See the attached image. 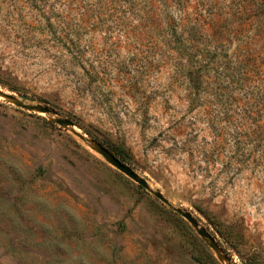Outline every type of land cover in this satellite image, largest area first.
I'll return each mask as SVG.
<instances>
[{
    "label": "rangeland",
    "instance_id": "rangeland-1",
    "mask_svg": "<svg viewBox=\"0 0 264 264\" xmlns=\"http://www.w3.org/2000/svg\"><path fill=\"white\" fill-rule=\"evenodd\" d=\"M0 90L57 113L0 96V264H264V0H0Z\"/></svg>",
    "mask_w": 264,
    "mask_h": 264
},
{
    "label": "water",
    "instance_id": "water-1",
    "mask_svg": "<svg viewBox=\"0 0 264 264\" xmlns=\"http://www.w3.org/2000/svg\"><path fill=\"white\" fill-rule=\"evenodd\" d=\"M0 96L11 101L13 104L22 107L24 109L39 111L42 113L57 115V113L51 110L49 107L44 106L42 104L31 103L27 96L20 95L19 97L4 92L0 90ZM54 121L58 123L60 126L64 127H72L74 128V132L84 141L90 143L91 148L96 151L99 155H101L110 165L124 173L126 176L131 178L133 181L141 185L146 189H151L148 181L142 177L135 169H133L128 163L122 160L118 155H116L112 150H110L105 144L101 143L96 139H85V136L79 134L77 130H75V123L72 120L62 118L57 116ZM154 195L163 201L164 203H169L167 198L163 196L160 191H153ZM176 211L187 220L192 227L195 229L196 233L206 242V244L214 251L218 260L224 264H233L228 257L223 254L221 247L214 236L208 231L207 228L202 226L200 222L193 216V214L182 208H176Z\"/></svg>",
    "mask_w": 264,
    "mask_h": 264
},
{
    "label": "trees",
    "instance_id": "trees-1",
    "mask_svg": "<svg viewBox=\"0 0 264 264\" xmlns=\"http://www.w3.org/2000/svg\"><path fill=\"white\" fill-rule=\"evenodd\" d=\"M164 1L167 3V0ZM170 7V4H168V10H170ZM172 29L173 31L167 32L169 35V38L167 39V45L171 46L172 50L175 51L174 53L176 55L177 63L180 64L185 78L188 79L187 77H190L193 80H196L194 78L200 73L199 71L202 68V66L199 68L198 65H201L204 59H209L211 57V52H215V50H212L211 48L200 49L198 44H196V39L198 38V34L201 33V31L196 28H193L191 31H186L184 27L182 28L180 26V24H176V26L172 27ZM205 77L207 76L205 75ZM201 80H203L202 76ZM114 152L116 155L126 161V155H124L123 152H119L118 150H114Z\"/></svg>",
    "mask_w": 264,
    "mask_h": 264
}]
</instances>
